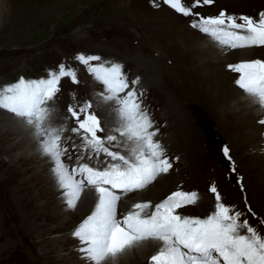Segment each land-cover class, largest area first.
<instances>
[{
	"label": "rangeland",
	"instance_id": "rangeland-1",
	"mask_svg": "<svg viewBox=\"0 0 264 264\" xmlns=\"http://www.w3.org/2000/svg\"><path fill=\"white\" fill-rule=\"evenodd\" d=\"M255 1L258 0H214L193 12L215 17L223 10L258 18L264 11V2L253 9ZM183 2L190 6L194 0ZM157 3L159 7H153L151 0H0V87L20 78L45 77L61 63L73 67L81 82L62 80L61 92L49 105L55 107L56 114L68 117L56 122H65L70 129L76 126L67 112L74 102L73 93L76 102L91 101L95 107L93 95L103 92V85L91 82L93 76L75 57L83 53L99 56L109 64H121L129 81L125 92L136 85L143 94L142 107L151 116L154 129H158L154 139L172 163L167 174L122 199L155 205L173 192L195 191L200 195L197 204L177 211L205 217L214 211L215 195L210 191L214 184L222 203L245 213L242 219L247 218L264 233V224L260 223L264 218V124L259 123L264 120V111L253 114L239 109L233 100L226 101L234 92L238 93L237 99L244 96L235 84L239 74L228 69V65L241 62L237 52L243 49H223L210 55L208 73L195 65L204 58L192 54L184 42L185 37H209L190 27L196 17H184L162 0ZM244 49L250 53L242 61L264 60V47ZM137 79V84L131 83ZM177 126L187 133L180 137L185 148L175 143ZM26 127L11 113L0 110V264H77L83 260L77 251L79 242L63 246L61 240L72 235L86 217H66L60 196L50 199L41 209L43 202L36 197L55 187L41 170L42 158L35 159L37 163L29 172L16 166L24 149L17 147L22 138L19 130L29 129ZM63 135L69 138L64 143L72 157L65 162L72 167L79 154L73 144L82 141L69 131ZM225 147L235 171L224 156ZM10 148L14 149L6 153ZM131 207L118 206V213ZM149 257L142 264H149Z\"/></svg>",
	"mask_w": 264,
	"mask_h": 264
},
{
	"label": "snow or ice",
	"instance_id": "snow-or-ice-1",
	"mask_svg": "<svg viewBox=\"0 0 264 264\" xmlns=\"http://www.w3.org/2000/svg\"><path fill=\"white\" fill-rule=\"evenodd\" d=\"M151 2L153 7H159L157 0ZM213 2L194 0L186 6L183 0H162L176 13L196 17L190 27L211 37L223 49L264 47V11L258 18L223 10L215 17L193 12L194 8ZM75 60L103 85V92L98 95L101 103L114 104L117 126L102 122L96 114L99 104L94 107L87 100L78 103L75 94L67 112L76 126L69 129L66 124L56 125V109L49 105L61 92L62 80L81 82L77 71L64 63L48 71L45 77L20 78L12 85L0 87V110L11 113L31 129L38 151L52 165L50 172L69 208H76L85 190L94 192V210L73 231L80 245L77 251L85 264H112L126 250L148 242L156 249L148 258L149 264H264V233L247 218L242 219L245 213L222 203L214 184L210 187L215 195L214 211L205 217L177 211L197 204L200 195L195 191H176L158 204L139 202L118 213L122 197L145 189L158 176L167 174L172 163L154 139L158 129H154L151 116L142 107L143 94L135 88L125 92L129 81L123 66L83 53ZM228 69L239 74L235 84L264 110V60L241 61L228 65ZM138 82L137 79L131 83ZM259 123L264 124V120ZM66 131L75 133L82 141L73 144L79 154L72 167L65 162L66 156L72 159L64 143L69 139L63 135ZM223 153L235 171L229 149L225 147ZM248 211L252 209L249 207ZM260 223L264 224V218Z\"/></svg>",
	"mask_w": 264,
	"mask_h": 264
},
{
	"label": "bare ground",
	"instance_id": "bare-ground-1",
	"mask_svg": "<svg viewBox=\"0 0 264 264\" xmlns=\"http://www.w3.org/2000/svg\"><path fill=\"white\" fill-rule=\"evenodd\" d=\"M242 1V0H241ZM264 2V0H258L257 2L255 1V4H253V9L256 8L260 3ZM235 3V2H234ZM246 4V3H244ZM249 3H247L248 5ZM244 6V5H243ZM249 7V6H248ZM243 10V9H242ZM246 11V10H245ZM200 33V32H199ZM199 35V34H198ZM203 35V34H202ZM185 43H187V45L190 47L192 54L197 55V57L201 56V58H204V60L201 63H195V65L199 68L205 69L208 73H209V61H211V56L210 55H214L215 52L217 53L218 51L222 52L223 48H221L215 41L211 40L209 37H203L200 35V37H194V36H190V37H185L184 40ZM249 53L250 50L249 49H243L240 50L239 52H237L240 61L242 60H246L249 57ZM199 64V65H198ZM152 78V77H151ZM218 79V78H217ZM144 81V80H143ZM222 81V80H221ZM93 83H97L94 78H92ZM92 83V84H93ZM210 84V83H209ZM212 85V84H210ZM209 85V86H210ZM214 85V84H213ZM133 88H135L136 90H138L137 86H132ZM211 87V86H210ZM221 87V86H220ZM97 88V87H96ZM133 88H130V90H132ZM218 89V88H217ZM233 89V88H232ZM223 90V89H222ZM220 91V90H219ZM227 92H230V90L228 89ZM74 94V93H73ZM237 94L238 93H233L231 95V98H228L226 101L233 100L235 106H237L239 109H243L244 110H248L251 111L250 113H263L264 110L259 109V107L255 104L252 103L251 98L247 97L245 94L244 96L240 99H237ZM240 94V93H239ZM83 95V94H82ZM234 95V97H233ZM92 96V95H91ZM236 98V100H234ZM69 101V100H68ZM93 101L95 103V106L99 104V107L96 108V110L102 115V118L104 119V121H107L109 123L110 126L115 127L117 126V117H116V113L112 111V108L114 107V104L112 102L109 103H101V98L99 95H93ZM62 102V101H61ZM170 102V101H169ZM71 103V102H70ZM68 104V103H67ZM170 104V103H169ZM171 106V104H170ZM174 106V105H173ZM170 108V107H168ZM173 108V107H172ZM176 109V108H175ZM174 110V109H173ZM171 110V111H173ZM177 110V109H176ZM167 111V110H166ZM97 112V113H98ZM169 112V111H168ZM58 115V116H57ZM165 115V113H164ZM62 117V119H64L63 115L59 112L58 114L55 113V123L56 125H63L58 121V119ZM165 117V116H164ZM171 118V117H170ZM175 120V119H174ZM64 121V120H63ZM176 123L179 121H175ZM64 124L67 125V123L62 122ZM173 124V123H172ZM181 124V123H179ZM24 125V124H23ZM27 128V127H26ZM69 128V126H68ZM167 128V127H166ZM251 129H253V126L251 125ZM255 129V127H254ZM257 129V128H256ZM169 130V129H168ZM167 130V131H168ZM19 132H21V140L18 141L17 147L22 146L23 152L21 154H19L18 158H17V162H16V166L17 168H23V171L25 172H29L30 170L33 169V164L37 163L35 162V159H39L42 158L41 163L43 164L41 167L43 170V172H46L47 175L50 177V182L53 181V186L55 187L54 189H46L42 191L41 195H38V197H36V199L38 198L39 200H42V205L41 209L45 208V205L48 203V201H50V199L52 198H56L58 196H60L61 198V203H62V207L64 209V211L66 212V217L70 218V220H73L74 218H76L77 216L81 217H87L88 215L91 214V212L94 210V206L96 203V198H95V194L92 191H87L85 190V192L82 194L80 201L77 203V206L75 209L69 208L66 203L64 202V199L62 197V192L60 189H58L57 184L55 179L53 178L51 172H50V168H51V164L48 163V158L47 157H43L41 156L40 152L37 149V144H36V140L35 138L32 136L31 133V129H25V130H19ZM70 132V131H69ZM184 129L180 128L179 126H177L176 132H175V143H180L183 145V141L181 142L180 137H185L184 134ZM19 134V133H18ZM75 134V133H74ZM171 135V134H170ZM187 135V133H186ZM187 138V137H186ZM123 139V138H120ZM188 145L190 144V141L192 140V137L188 138ZM183 140V139H182ZM187 141V140H186ZM7 142V141H6ZM9 142V141H8ZM173 143V142H172ZM66 144V143H65ZM179 144V146H180ZM176 146V145H175ZM171 147V146H170ZM184 147V145H183ZM182 147V148H183ZM185 148V147H184ZM14 148H10L9 150H6V153H9L13 150ZM185 150V149H184ZM29 152V153H28ZM19 153V152H18ZM28 153V154H26ZM30 154V155H29ZM65 160L67 159V156L65 157ZM36 165V164H35ZM45 173V174H46ZM20 186V185H19ZM21 187V186H20ZM18 187L17 191L21 192V188ZM24 187V184H23ZM22 187V188H23ZM26 187V186H25ZM20 188V189H19ZM26 190V189H25ZM48 192V193H46ZM137 196V195H136ZM135 196V197H136ZM34 197V196H33ZM32 197V198H33ZM59 199V197H58ZM59 201V200H58ZM136 201H139L138 199H134V200H130V199H121V201L119 202L118 206H132L133 204L136 203ZM56 202V201H55ZM57 203V202H56ZM59 204V203H58ZM60 208V207H59ZM127 209V208H126ZM61 210V209H60ZM68 235V234H67ZM74 242H78V240L72 235H69V237L61 240V243L63 246H65L66 244H71ZM155 247L152 245V242H148L147 244L137 247V248H133V249H129L126 250L123 254H121L118 258H116L112 264H142L144 262V260L151 256L154 252H155ZM77 262V261H76ZM85 261L81 260L78 261L77 264H84Z\"/></svg>",
	"mask_w": 264,
	"mask_h": 264
}]
</instances>
